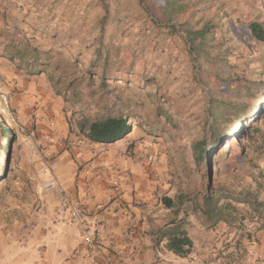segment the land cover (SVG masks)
Wrapping results in <instances>:
<instances>
[{
    "label": "rangeland",
    "instance_id": "rangeland-1",
    "mask_svg": "<svg viewBox=\"0 0 264 264\" xmlns=\"http://www.w3.org/2000/svg\"><path fill=\"white\" fill-rule=\"evenodd\" d=\"M200 2L187 22L216 26L225 79L196 59L188 24L166 27L174 22L164 0H0V122L12 132L6 138L0 129V172L9 162L0 181V253L11 238L7 193L19 178L40 192L41 166L62 153L76 175L84 158L93 170L104 167L93 159L117 158L127 177L177 190L181 204L190 199L188 208H205L211 195L215 225L227 215L241 237L253 234L247 224L259 218L264 227V94L242 119L249 137L212 144L210 115V94L236 102L239 92L243 103L250 82L264 86V42L246 26L264 21V0ZM16 49L41 53L22 60L11 57ZM100 55L108 58L105 76L95 65ZM110 115L128 118L126 138L104 144L84 136V125ZM201 141L209 156L198 162L192 146Z\"/></svg>",
    "mask_w": 264,
    "mask_h": 264
},
{
    "label": "crops",
    "instance_id": "crops-1",
    "mask_svg": "<svg viewBox=\"0 0 264 264\" xmlns=\"http://www.w3.org/2000/svg\"><path fill=\"white\" fill-rule=\"evenodd\" d=\"M46 162L91 223L100 225L98 243L84 244L80 230L57 214L58 192L36 193L19 178L7 193L11 238L0 264H264L261 218L247 224L253 234L241 237L227 215L215 225L214 213L197 204L188 208L190 199L181 204L177 190L156 191L144 176L127 177L117 158L93 159L104 165L98 170L84 158L77 175L63 153ZM43 176L42 182L49 178ZM177 226L193 240L184 257L168 248L163 235Z\"/></svg>",
    "mask_w": 264,
    "mask_h": 264
},
{
    "label": "trees",
    "instance_id": "trees-1",
    "mask_svg": "<svg viewBox=\"0 0 264 264\" xmlns=\"http://www.w3.org/2000/svg\"><path fill=\"white\" fill-rule=\"evenodd\" d=\"M200 0L195 3L194 0H164V8L166 14L169 15V20L174 24L167 25L171 30H176L177 23L181 25L188 24V28L185 30L187 34V40L191 43L192 51L196 54V59H202V64H208L215 67L216 76L220 79H225L223 69L228 65V61L221 54L225 51L223 45L216 46L214 43L216 35V26L214 24L206 23L199 26L198 23L190 24L188 21V15L196 12L195 8H200ZM192 17V16H191ZM251 37L258 41L264 42V21L260 19H254L246 24ZM217 50V54L212 53ZM39 51V50H36ZM39 53L30 52L28 50L16 49L11 57L26 59V58H39ZM97 64L101 67L102 75L105 76L108 73V58H102L100 55L97 58ZM200 64V68H201ZM247 87V92L244 96L248 97L247 102H239L240 96L238 92V100L231 102L218 98L217 96H211L210 115L214 121V130L212 132V144L218 143L222 137L230 139L237 137H249L251 130L250 127L245 128L242 123V119L245 116H249L254 109V106L258 104L260 98L264 94V86L261 82H250ZM0 129L4 133L6 138H11L12 132L4 127L0 122ZM133 130V126L129 123V120L125 116H105L91 120L87 125L81 128L84 136L93 142L97 143H114L116 141L126 138ZM6 147V151H8ZM193 154L198 162L208 159L209 151L206 141H201L193 144ZM207 157V158H206ZM9 170V162L4 160L3 170L0 172V181L6 179ZM211 195H204L205 209L209 213H217L218 200ZM170 205V204H169ZM219 220H223V217H217ZM168 237V248L174 251L179 256H187L193 247V240L189 237L188 232L177 226L171 232L163 233Z\"/></svg>",
    "mask_w": 264,
    "mask_h": 264
},
{
    "label": "built area",
    "instance_id": "built-area-1",
    "mask_svg": "<svg viewBox=\"0 0 264 264\" xmlns=\"http://www.w3.org/2000/svg\"><path fill=\"white\" fill-rule=\"evenodd\" d=\"M40 173L43 175H50L49 178L41 183V191L43 193H59V201L57 204V214L63 216L66 220L75 225L83 236V242L87 246H94L98 243L101 227L98 224H92L90 215L86 213L72 198L66 190H64L58 180L53 174L51 166L45 162L41 168Z\"/></svg>",
    "mask_w": 264,
    "mask_h": 264
}]
</instances>
